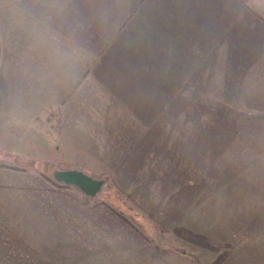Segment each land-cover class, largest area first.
I'll return each instance as SVG.
<instances>
[{
    "label": "rangeland",
    "instance_id": "obj_1",
    "mask_svg": "<svg viewBox=\"0 0 264 264\" xmlns=\"http://www.w3.org/2000/svg\"><path fill=\"white\" fill-rule=\"evenodd\" d=\"M143 1L146 0H0V28L6 30L4 43L0 29V44H3L0 48L13 49L17 43L23 65L38 67L36 78L30 81L24 77L23 88L17 89L15 96L23 101L39 99L35 113L38 118L25 121L20 138L17 133L6 131V139L18 140L22 152H5V162L12 160L19 166H37L44 172H52L47 176L52 177L56 168L79 165L74 161L79 160L83 164L80 169L105 178L95 196L85 193L86 196L113 206L131 224L116 214L121 218L119 224L123 221L128 228L124 234L120 231L111 234L108 256L104 248L101 255L95 256L102 264H211L219 253L199 247L173 232L162 231V224L183 225L228 242L233 253L225 264H264V106H258L253 112L249 106L236 104L223 91L220 74L202 65L203 57L198 58L199 73L192 72L191 52L184 51V58L179 61L173 51L174 43L170 42L167 46L172 51H166L164 57L153 51L147 55L149 76L141 74L140 78L133 66L128 67L126 72L134 80L119 82V85L126 90L130 86L142 87L126 101L130 107L139 109L137 99L153 98L149 106L141 107L142 112H134L137 117L132 116L129 108L123 109L124 104H119L111 93H105L91 74L87 75L90 91H87L86 127L91 133L86 136L90 138L85 139L82 132L74 130L70 136H62L61 113L67 111L62 101H72L77 92L65 91L67 82L71 86L74 80L66 73L62 77L61 69L63 72L68 67L71 57L67 56V48L72 47L68 41L76 39L77 34L68 31L69 39L68 35L59 38L62 44L57 38L61 35L60 28L54 23L62 22L64 30L76 31L78 21H86L87 41L95 45L94 50L86 49V61L90 63L104 51L114 57L111 40L115 34L118 43L127 49L116 55L132 59L138 50L122 42L120 37L126 33V23L131 17L138 16L137 10L128 8ZM218 28L220 18L210 28L206 26L214 33ZM50 29L55 35L54 56L51 48L47 51L45 42L37 45L33 37L38 31L49 33ZM201 33H205L202 27L197 30L198 35ZM13 34L17 35V42L8 40V35ZM40 49L44 56L46 52L49 54V59L45 57L48 62L58 64L55 67L58 73L54 75L57 79L52 73H43L47 64ZM62 53L67 62L63 58L60 62ZM38 60L42 62L41 67L36 66ZM178 65H181V75L175 73ZM98 72L96 80L100 78ZM171 79L173 84L169 82ZM45 101L53 104H50L52 110L51 106L46 107ZM157 104V111L153 112ZM71 108L77 115L78 107L73 104ZM9 109L6 108L5 114H10ZM15 111L16 115H22L18 106ZM47 114L51 116L48 120ZM33 125L37 130L31 135L25 134ZM73 133L76 134L72 136ZM242 135L247 137L241 138ZM77 142L86 151H75ZM65 144L70 146L68 150ZM49 150L53 153H46ZM62 150L67 159L63 158ZM37 156L39 160L35 159ZM50 158L57 163L47 160ZM96 234L104 246L106 231L100 227Z\"/></svg>",
    "mask_w": 264,
    "mask_h": 264
},
{
    "label": "crops",
    "instance_id": "obj_2",
    "mask_svg": "<svg viewBox=\"0 0 264 264\" xmlns=\"http://www.w3.org/2000/svg\"><path fill=\"white\" fill-rule=\"evenodd\" d=\"M128 10H137L138 16L131 17L126 23V33L120 39L138 50L137 56L132 59L116 55L127 49L118 43L115 34L114 39H109L114 45V57H109L104 51L94 59L96 63L93 60L95 64L88 60L90 64L87 65L86 49L88 47L94 50L95 45L87 41L86 21L84 19L78 21L76 31L64 30L61 28L62 22L54 23L61 31V35L57 36L59 41L66 35L68 39L71 37L68 31L77 34L76 39L68 41L72 42V47L67 48V56L71 57L68 60L69 64L66 65L68 67H64L66 71L63 72L60 68L62 77L63 73H66L74 80L71 86L70 81L67 82L69 88L67 87L65 91L77 92L72 101L69 100L68 103L66 99L62 101V105L67 106V111L61 113L63 138L70 136V131L82 132L85 139L86 135L91 133L86 127V105L89 102L87 91H90L87 75L90 74L100 83L105 93H111L119 104H124L123 109L129 108L132 116L137 117L134 112H142L141 107L149 106L153 98L150 96L149 99L146 96L137 99L140 108L134 110L126 101L129 102L130 97L140 92L142 87L130 86L127 91L119 82H133V77L126 72L130 66L140 73V78L141 74L149 76L147 55L153 51L164 57L166 51H172L171 47L167 46L170 42L174 43L173 51L179 61L184 58V51L191 52L189 65L194 72L198 71L196 70L198 58L204 57V64L207 68L212 67L213 73L220 74L223 91L228 92V96L236 100V104L249 106L252 111H256L258 106H264V0H146ZM219 18L220 28L215 33L208 31L206 26L210 28ZM51 19L49 15V20ZM32 25L33 23L30 26ZM135 26H139L140 29H136ZM201 27L205 33L198 35L197 30ZM1 33L6 43V30L1 29ZM33 37L37 45L45 42L47 51L51 48L54 56L55 35L52 29L49 33L44 30L38 31ZM8 40L17 42V35H8ZM16 49L17 43L13 49L0 48V264H102L95 256L101 255L102 248L108 256L111 234L119 231L124 234L128 224L121 221L120 225L121 218L115 212L105 204L89 199L78 187H66L50 180L47 176L52 172H44L37 166H19L12 160L5 162V152H22L18 140L6 139V131L17 133V138H20L23 135L22 125L25 121H36L38 118L35 114L38 111V98L23 101L21 97L15 96L16 90L21 91L23 88L24 77H28L30 81L36 78L38 67L28 68L27 65H23V60ZM39 51L42 53V49ZM41 56L45 60L49 59L47 52L45 56L43 53ZM62 58L63 62H67L63 53L61 63ZM41 63L39 60L36 61V66L41 67ZM46 64V72L43 73H52L53 78H56L54 75L58 73L56 69L58 64L54 65L47 60ZM97 72L101 79L96 80ZM175 73H182L181 65H178ZM141 82L143 81H138ZM154 102H158V99ZM44 104L46 107L53 106L52 103L46 104V101ZM73 104L78 107L77 115L72 113ZM17 106L22 115L15 114ZM157 106L158 104L154 105L153 112L157 111ZM7 107L10 108L9 115L5 114ZM241 112H244V109ZM50 117V114H47L45 119L48 120ZM143 120L148 122L146 119ZM32 128L25 134L31 135L37 130L36 125ZM96 132L97 130L94 134ZM47 134L54 135L50 132ZM225 134L231 136L228 132ZM246 137L247 135L241 136ZM76 147L77 152L81 149L86 151V147H81L78 142ZM87 147L92 150L91 145ZM47 148L50 149L49 146ZM69 148L70 146L65 144V149ZM262 148L264 149V146ZM46 153L52 154L53 151L49 150ZM62 155L67 159V154L63 150ZM35 159L39 160L40 157L37 156ZM47 160L57 163L54 158ZM74 161H78L76 164L79 165H70L68 168L82 167L83 164L79 160ZM100 227L106 231L104 246L96 234V229Z\"/></svg>",
    "mask_w": 264,
    "mask_h": 264
},
{
    "label": "trees",
    "instance_id": "obj_3",
    "mask_svg": "<svg viewBox=\"0 0 264 264\" xmlns=\"http://www.w3.org/2000/svg\"><path fill=\"white\" fill-rule=\"evenodd\" d=\"M199 52H201V51L199 50ZM199 59H201V58H199ZM201 63H202V65H204V63H205L204 57H203ZM199 65H201V64H198V67H199ZM190 69L192 72H194V69H192V68H190ZM196 70H197V68H196ZM196 73H199V71H197ZM169 82H171L173 84L174 80L171 79V80H169ZM173 88L174 87H172L171 89H173ZM171 98H173V96ZM238 109H239V107H238ZM49 179L52 180L53 182L57 183V184H61V185L66 186V187L74 186V185H68V184H65L63 182L57 181L52 177H49ZM107 206L112 211H114L116 214H118L120 217H122L124 220H126L128 223L131 224L130 220L127 217H125V215L121 211L116 210L113 206H111L109 204H107ZM161 229L164 232H173L176 235L180 236L181 238H183V239H185V240H187V241H189V242H191V243H193L199 247H202V248L214 251V252L219 251V253L215 256V258L213 259L211 264H225L233 253L232 249L228 245V242L219 241L215 237L208 235L204 232H200V231L194 230L192 228H189V227H186L183 225H175L173 227H169L165 224H162Z\"/></svg>",
    "mask_w": 264,
    "mask_h": 264
},
{
    "label": "water",
    "instance_id": "obj_4",
    "mask_svg": "<svg viewBox=\"0 0 264 264\" xmlns=\"http://www.w3.org/2000/svg\"><path fill=\"white\" fill-rule=\"evenodd\" d=\"M53 177L65 184L77 186L90 196H95L105 183V178H97L80 168L56 169Z\"/></svg>",
    "mask_w": 264,
    "mask_h": 264
}]
</instances>
